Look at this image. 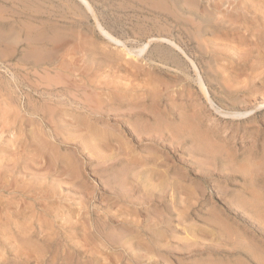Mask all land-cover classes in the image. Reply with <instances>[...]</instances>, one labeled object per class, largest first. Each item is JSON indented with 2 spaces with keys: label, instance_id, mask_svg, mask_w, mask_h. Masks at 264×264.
<instances>
[{
  "label": "rangeland",
  "instance_id": "1",
  "mask_svg": "<svg viewBox=\"0 0 264 264\" xmlns=\"http://www.w3.org/2000/svg\"><path fill=\"white\" fill-rule=\"evenodd\" d=\"M77 1L0 0V264H264V0Z\"/></svg>",
  "mask_w": 264,
  "mask_h": 264
},
{
  "label": "bare ground",
  "instance_id": "2",
  "mask_svg": "<svg viewBox=\"0 0 264 264\" xmlns=\"http://www.w3.org/2000/svg\"><path fill=\"white\" fill-rule=\"evenodd\" d=\"M28 1V0H27ZM30 1V0H29ZM38 1V0H37ZM57 1V0H56ZM90 13H92L93 15H94V13H93V9H92V7H91V4L87 1V0H78ZM77 1V2H78ZM122 1V0H121ZM134 1V0H133ZM141 1V0H140ZM162 1V0H161ZM166 2H170V0H165ZM205 1V0H204ZM105 2V1H104ZM103 2V3H104ZM131 2V1H130ZM139 2V1H138ZM189 2V1H188ZM191 2H193V1H191ZM53 3H55V2H53ZM142 3V2H141ZM159 3V2H158ZM178 3V2H177ZM106 4V3H105ZM108 4V3H107ZM109 4H110V2H109ZM114 4V3H113ZM120 4V3H119ZM194 4V3H193ZM200 4V3H199ZM143 5V4H142ZM160 5V4H159ZM111 6V5H110ZM187 6V5H186ZM194 6V5H193ZM221 6V5H220ZM144 7V6H143ZM152 7H153V5H152ZM170 7V6H169ZM180 7V6H179ZM185 7V6H184ZM191 7V6H190ZM85 8L83 9V10H85ZM94 8V7H93ZM113 8V7H112ZM154 8V7H153ZM156 8H158V6L156 7ZM177 8H178V6H177ZM180 8H182V7H180ZM196 8V7H195ZM80 9H81V7H80ZM111 9V8H110ZM121 9V8H120ZM119 9V10H120ZM133 9V8H132ZM164 8H162V10H163ZM193 9V8H192ZM198 9H199V7H198ZM50 10V9H49ZM68 10V9H67ZM146 10H147V7H146ZM150 10V9H149ZM161 10V9H160ZM177 10V9H176ZM180 10H182V9H180ZM186 10V9H185ZM197 10V9H196ZM110 11V10H109ZM113 11V10H112ZM123 11H125V10H123ZM127 11V10H126ZM152 11V10H151ZM150 11V12H151ZM155 11V10H154ZM171 11V10H170ZM187 11V10H186ZM189 11V10H188ZM199 11V10H198ZM197 11V12H198ZM108 12V11H107ZM120 12H121V10H120ZM135 12H137L136 10H135ZM192 12V11H191ZM194 12V11H193ZM61 13V12H60ZM83 13H84V11H83ZM96 13V12H95ZM146 13V12H145ZM156 13V12H155ZM203 13H205V12H203ZM143 14V13H142ZM168 14V13H167ZM186 14V13H185ZM191 14V13H190ZM189 14V15H190ZM93 15H92V17H93ZM96 15H97V13H96ZM193 15V14H192ZM205 15V14H204ZM9 16V15H8ZM22 16V15H21ZM55 16V15H54ZM95 16V15H94ZM149 16H151V15H149ZM157 16V15H156ZM161 16V15H160ZM163 16V15H162ZM173 16V15H172ZM195 16V15H194ZM197 16H198V14H197ZM196 16V17H197ZM201 16H203L202 14H201ZM201 16H198L199 18L201 17ZM39 17V16H38ZM69 17V16H68ZM117 17H119V16H117ZM155 17V16H154ZM164 17V16H163ZM170 17V16H169ZM196 17H194V18H196ZM18 18H19V16H18ZM87 18H89V17H87ZM95 18V20H96V23H97V29H98V31L101 33V35L106 39V40H108L109 42H111L112 44H114V45H116V46H118V47H122L124 50H125V52L127 53V55L128 56H132V57H139L140 55H142L143 54V52L144 51H146L147 50V48H148V44L146 45V46H143V47H145V49H142V50H138V51H135L133 48V50L132 49H130L129 47L127 48L126 47V44H124L125 42H123L122 40H120L119 38H116L111 32H109V31H106V29L103 27V25H101L100 23H99V21H98V19L96 18V17H94ZM114 18V17H113ZM120 18H122V16L120 17ZM124 18V17H123ZM130 18H131V16H130ZM140 18V17H139ZM157 18V17H156ZM160 18V17H159ZM166 18V17H165ZM165 18H163V19H165ZM171 18V17H170ZM202 18V17H201ZM200 18V19H201ZM213 17H211V19H212ZM25 19V18H24ZM116 19V18H115ZM209 19V18H208ZM216 19V18H215ZM124 20V19H123ZM142 20V19H141ZM140 20V21H141ZM151 20V19H150ZM201 20H203V19H201ZM207 20V16H206V19L204 20V21H206ZM210 20V19H209ZM26 21V20H25ZM63 21V20H62ZM61 21V22H62ZM83 21V20H82ZM113 21H114V19H113ZM127 21V20H126ZM157 21V20H156ZM165 21V20H164ZM73 22L74 21H72V24H73ZM121 22V21H120ZM134 22V21H133ZM155 22V21H154ZM172 22V21H171ZM170 22V23H171ZM185 22V21H184ZM210 22V21H209ZM212 22H213V20H212ZM212 22H210L211 24H212ZM225 22V21H224ZM9 23V22H8ZM30 23V22H29ZM69 23V22H68ZM81 23V22H80ZM113 23V22H112ZM112 23H111V25H112ZM126 23V22H125ZM130 23V22H129ZM128 23V24H129ZM139 23V22H138ZM177 23V22H176ZM183 23V22H182ZM182 23H181V25H182ZM205 23V22H204ZM203 23V24H204ZM4 24H5V22H4ZM3 24V25H4ZM31 24V23H30ZM72 24H71V27H72ZM78 24V23H77ZM122 24H123V22H122ZM121 24V25H122ZM152 24V23H151ZM151 24H150V26H151ZM184 24V23H183ZM189 24V23H188ZM199 24V23H198ZM215 24V23H214ZM1 25V24H0ZM7 25V24H6ZM74 25V24H73ZM84 25V24H83ZM110 25V26H111ZM118 25H119V23H118ZM120 25V26H121ZM127 25V24H126ZM167 25H169V24H167ZM175 25V24H174ZM178 25V24H177ZM180 25V24H179ZM201 25H202V23H201ZM5 26V25H4ZM27 26V25H26ZM124 26H125V24H124ZM148 26V25H147ZM156 26V25H155ZM172 26V25H171ZM182 26H184L185 27V25H182ZM190 26V25H189ZM194 26V25H193ZM192 26V27H193ZM196 26V25H195ZM221 26V25H220ZM9 27V26H8ZM15 27V26H14ZM70 27V26H69ZM123 27V26H122ZM202 27V26H201ZM142 28V27H141ZM161 28H163V27H161ZM160 28V29H161ZM166 28V27H165ZM165 28H163V29H165ZM193 28H195V27H193ZM203 28V27H202ZM52 29V28H51ZM112 29V28H111ZM122 29V28H121ZM140 29V28H139ZM144 29V28H143ZM184 29V28H183ZM90 30V29H89ZM129 30V29H128ZM131 30V29H130ZM142 30V29H141ZM162 30V29H161ZM176 30H178V29H176ZM201 30V29H200ZM200 30H196V32L198 31H200ZM53 31V30H52ZM145 31V30H144ZM182 31V30H181ZM202 31V30H201ZM125 32V31H124ZM142 32V31H141ZM159 32H161V31H159ZM168 32V31H167ZM174 32V31H173ZM185 32H186V30H185ZM126 33V32H125ZM129 33H130V31H129ZM163 33V32H162ZM172 33V32H171ZM177 33V32H176ZM203 33V32H202ZM210 33V32H209ZM33 34V33H32ZM127 34V33H126ZM125 34V35H126ZM163 34H165V33H163ZM193 34V33H192ZM197 34V33H196ZM206 34V33H205ZM143 35H145V34H143ZM150 35V34H149ZM171 35V34H170ZM181 35V34H180ZM187 35H189V34H187ZM194 35V34H193ZM246 35V34H245ZM33 36V35H32ZM151 36V35H150ZM172 36H174V35H172ZM171 36V37H172ZM199 35H197L196 37H198ZM93 37V36H92ZM137 37V36H136ZM158 37H160V35L158 36ZM167 37H168V35H167ZM167 37H165V38H163L162 39V41H163V43L165 42V43H167V44H172V45H174V43H173V41H171V40H169ZM185 37V36H184ZM188 37H190V36H188ZM195 37V38H196ZM213 37H214V35H213ZM216 37V36H215ZM12 38V37H11ZM61 38V37H60ZM83 38V37H82ZM125 38V37H124ZM123 38V39H124ZM138 38H140V37H138ZM145 38V37H144ZM179 38V37H178ZM194 38V39H195ZM219 38V37H218ZM233 38V37H232ZM136 39V38H135ZM149 39V38H148ZM152 39V38H151ZM157 39H159V38H157ZM174 39V38H173ZM192 39V38H191ZM198 39H199V37H198ZM23 40V39H22ZM66 40V39H65ZM64 40V43H66V41ZM140 40V39H139ZM160 40V39H159ZM180 40V39H179ZM185 41H186V39H184ZM7 41H8V39H7ZM24 41V40H23ZM27 41V40H26ZM40 41V40H39ZM57 41H59V40H57ZM61 41L63 42V39H61ZM60 41V42H61ZM67 41H68V39H67ZM177 41V40H176ZM196 41V40H195ZM32 42V41H31ZM60 42H59V45H60ZM69 42V41H68ZM127 42V41H126ZM138 42V41H137ZM201 42H203V41H201ZM200 42V43H201ZM207 42V41H206ZM205 42V43H206ZM218 42V41H217ZM5 43V42H4ZM23 43V42H22ZM25 43V42H24ZM30 43V42H29ZM46 43V42H45ZM56 44H58L57 42H55ZM131 43H132V40H131ZM149 43V42H148ZM157 43H159V42H157ZM182 43V42H181ZM188 43V42H187ZM187 43L185 44V45H187ZM219 43V42H218ZM224 43V42H223ZM17 44V43H16ZM21 44V43H20ZM145 44V43H144ZM152 44V43H151ZM166 44V46H169V45H167ZM180 44V43H179ZM202 44V43H201ZM201 44H200V46H201ZM209 44V43H208ZM215 44V43H214ZM220 44V43H219ZM225 44V43H224ZM24 45V44H23ZM42 45V44H41ZM191 45V44H190ZM193 45V44H192ZM264 45V44H263ZM1 46V45H0ZM27 46V45H26ZM62 47H64L63 45H61ZM67 46V45H66ZM154 46V45H153ZM176 48H179L178 46H177V44L176 45H174ZM56 47V46H55ZM58 48H56V49H58V50H60V48H59V46H57ZM61 47V48H62ZM73 47H74V45H73ZM135 47V46H134ZM137 47V46H136ZM155 47V46H154ZM163 47H164V45H163ZM163 47H161V49L163 48ZM186 47V46H185ZM189 47V46H188ZM193 47V46H192ZM258 47V46H257ZM30 48V47H29ZM139 48H141V47H139ZM172 48V47H171ZM239 48V47H238ZM247 48V47H246ZM263 48V47H262ZM35 49H36V47H35ZM64 49H66V48H64ZM152 49H154V48H152ZM217 49H219L218 47H217ZM240 49V48H239ZM243 49V48H242ZM26 50V49H25ZM37 50V49H36ZM164 50V49H163ZM172 50V49H171ZM171 50H169V52L171 51ZM174 50V49H173ZM178 50V49H177ZM181 50V49H180ZM180 50H178V51H180ZM252 50V49H251ZM250 50V51H251ZM256 50V49H255ZM33 51V50H32ZM61 51H63V50H61ZM60 51V52H61ZM155 51V50H154ZM219 51V50H218ZM257 51V50H256ZM38 52V51H37ZM65 52V51H64ZM63 52V53H64ZM150 52H151V50H150ZM155 52H157V51H155ZM172 52V51H171ZM174 52V51H173ZM181 52V51H180ZM183 52V51H182ZM181 52V53H182ZM189 52V51H188ZM223 52V51H222ZM232 52V51H231ZM16 53H17V51H16ZM33 53H34V51H33ZM62 53V54H63ZM69 53V52H68ZM149 53V52H148ZM151 53H153V52H151ZM150 53V54H151ZM175 53V52H174ZM194 53V52H193ZM208 53H209V51H208ZM252 53H253V51H252ZM256 53V52H255ZM4 54V53H3ZM43 54V53H42ZM64 54H66V52L64 53ZM105 54V53H104ZM156 54V53H155ZM175 54H177V53H175ZM180 54V53H179ZM183 55L185 54L186 55V53H182ZM244 54V53H243ZM26 55H28L29 56V54H26ZM67 55V54H66ZM159 55H161V54H159ZM172 55V54H171ZM25 56V55H24ZM41 56H43V55H41ZM40 56V57H41ZM45 56V55H44ZM52 56V55H51ZM50 56V57H51ZM59 56V55H58ZM57 56V57H58ZM176 56H178V54L176 55ZM187 56V55H186ZM202 56V55H201ZM252 56V55H251ZM34 57V56H33ZM40 57H37V58H39L40 59ZM62 57V56H61ZM156 57V56H155ZM170 57V56H169ZM179 57V56H178ZM178 57H176V58H178ZM181 57V56H180ZM207 57V56H206ZM1 58V57H0ZM3 58V57H2ZM25 58V57H24ZM31 58V57H30ZM37 58H34V59H37ZM52 58V57H51ZM59 58V57H58ZM68 58V57H67ZM89 58V57H88ZM144 58V57H143ZM150 58H151V56H150ZM157 58V57H156ZM173 58V57H172ZM189 58V57H188ZM187 58V59H188ZM208 58V57H207ZM50 59V58H49ZM147 59V58H146ZM161 59V58H160ZM164 59H165V57H164ZM247 59V58H246ZM27 60V59H26ZM38 60V59H37ZM45 60V59H44ZM61 60V59H60ZM145 60V59H144ZM153 60V59H152ZM166 60V59H165ZM175 60V59H174ZM178 60V59H177ZM236 60V59H235ZM235 60H234V62H235ZM36 61V60H35ZM148 61V60H147ZM159 61H161V60H159ZM162 61H164V60H162ZM190 61V60H189ZM237 61V60H236ZM243 61V60H242ZM246 61V60H245ZM40 62V61H39ZM68 62V61H67ZM72 62V61H71ZM125 62V61H124ZM181 62V65H183V62L182 61H180ZM190 62H193V61H190ZM209 62V61H208ZM238 62V61H237ZM244 62V61H243ZM121 63V62H120ZM150 63H151V61H150ZM178 63V62H177ZM246 63V62H245ZM28 64V63H27ZM38 64V63H37ZM147 64V63H146ZM149 64V63H148ZM155 64H156V62H155ZM155 64H154V66H155ZM170 64V63H169ZM171 64H173V63H171ZM175 64V63H174ZM220 64H222V63H220ZM59 65V64H58ZM67 65V64H66ZM110 65V64H109ZM112 65H114L115 66V64H112ZM112 65H110V66H112ZM124 65V64H123ZM153 65V64H152ZM180 65V66H181ZM185 65V64H184ZM183 65V66H184ZM187 65V64H186ZM193 65V67H194V64H192ZM120 66V65H119ZM145 66V65H144ZM143 66V67H144ZM165 66V65H164ZM171 66V65H170ZM183 66H181V67H183ZM202 66V65H201ZM213 66V65H212ZM224 66V65H223ZM222 66V67H223ZM66 67V66H65ZM176 67H177V65H176ZM227 67V66H226ZM64 68V67H63ZM166 68V67H165ZM173 68V67H172ZM188 67H186V69H187ZM194 68H196V66L194 67ZM67 69V68H66ZM161 69V68H160ZM174 69V68H173ZM198 69V68H197ZM231 69V68H230ZM65 70V69H64ZM71 70V69H70ZM155 70V69H154ZM164 70V69H163ZM172 70V69H171ZM150 71V70H149ZM187 71V70H186ZM196 72H198L197 70H195ZM44 72V71H43ZM173 72H174V70H173ZM185 72V71H184ZM46 73V72H45ZM143 73V72H142ZM179 73V72H178ZM180 73H182L183 74V72H180ZM179 73V74H180ZM189 73V72H188ZM199 73V72H198ZM46 77L48 78V73H46ZM58 75V74H57ZM62 75V74H61ZM155 75V74H154ZM185 75H187V74H185ZM217 75V74H216ZM38 76H39V74H38ZM64 76V75H63ZM169 76V75H168ZM213 76V75H212ZM210 77V76H209ZM14 78H16L15 76H14ZM41 78H42V76H41ZM44 78V77H43ZM52 78H54V77H52ZM59 78H60V76H59ZM63 78V77H62ZM62 78H60V79H62ZM66 78V77H65ZM179 78V77H178ZM158 79V78H157ZM63 80V79H62ZM209 80V79H208ZM61 81V80H60ZM66 82V81H65ZM204 82V81H203ZM37 83V82H36ZM53 83H55V82H53ZM182 83V82H181ZM68 84V83H67ZM71 84V83H70ZM69 84V85H70ZM77 84V83H76ZM75 84V85H76ZM37 85V84H36ZM71 85H73V84H71ZM70 85V86H71ZM81 85V84H80ZM53 86V85H52ZM58 86V85H57ZM64 86V85H63ZM76 86H78V85H76ZM14 87H16V86H14ZM33 87V86H32ZM45 87V85L43 86V88ZM56 87V86H55ZM227 87V86H226ZM36 88V87H35ZM41 88V87H40ZM61 88V87H60ZM76 89V88H75ZM83 89V88H82ZM97 89V88H96ZM34 90V89H33ZM36 90V89H35ZM40 90V89H39ZM50 90H51V88H50ZM240 90V89H239ZM244 90V89H243ZM133 91V90H132ZM158 91V90H157ZM156 91V92H157ZM222 91V90H221ZM65 92H66V90H65ZM228 92V91H227ZM237 92V91H236ZM48 93H50V92H48ZM47 93V95H49ZM44 93H42V95H43ZM52 94H53V92H52ZM235 94V93H234ZM66 95V94H65ZM225 95V94H224ZM54 96V95H53ZM95 97H96V95H95ZM59 98V97H58ZM159 98H160V96H159ZM42 99H44V97L42 98ZM93 99H94V97H93ZM55 100V99H54ZM71 100H73V98L71 99ZM70 100V101H71ZM210 100V99H209ZM41 101V100H40ZM53 101V100H52ZM67 101V100H66ZM69 101V100H68ZM78 101V100H77ZM122 101V100H121ZM45 102V101H44ZM98 102V101H97ZM108 102H110V101H108ZM71 103H72V101H71ZM74 103V102H73ZM81 103V102H80ZM76 105V104H75ZM77 106V105H76ZM93 106V105H92ZM94 107V106H93ZM97 107V106H96ZM72 108V107H71ZM90 108V107H89ZM94 109V108H93ZM41 110V109H40ZM73 110V109H72ZM82 110V109H81ZM92 110V109H91ZM95 110V109H94ZM33 111V110H32ZM87 111V110H86ZM109 111V110H108ZM40 112V111H39ZM52 112V111H51ZM92 112H93V110H92ZM110 112V111H109ZM49 113V112H48ZM113 113H115V112H113ZM140 113V112H139ZM33 113H31V115H32ZM47 114V113H46ZM87 114V113H86ZM98 114V113H97ZM122 114V113H121ZM141 114V113H140ZM39 115V114H38ZM36 116V115H35ZM51 116V115H50ZM77 116V115H76ZM92 116V115H91ZM100 116V115H99ZM123 116V115H122ZM130 116H131V114H130ZM182 116V115H181ZM41 117H42V115H41ZM52 117V116H51ZM93 117V116H92ZM102 117V116H101ZM47 119H48V117H47ZM93 119V118H92ZM136 119V118H135ZM43 120V119H42ZM95 120H96V118H95ZM120 120V119H119ZM85 121V120H84ZM111 121V120H110ZM86 122V121H85ZM107 122V121H106ZM45 123V122H44ZM55 123V122H54ZM66 123V122H65ZM97 124V123H96ZM152 124H154V123H152ZM50 125H51V123H50ZM90 125V124H89ZM114 125V124H113ZM116 125V124H115ZM120 125H122V124H120ZM100 126V125H99ZM125 126V125H124ZM128 126V125H127ZM70 127H71V125H70ZM105 127V126H104ZM175 127V126H174ZM60 128V127H59ZM76 128H78V127H76ZM89 129H90V127H88ZM146 129V128H145ZM91 130V129H90ZM167 130V129H166ZM175 130H176V127H175ZM183 130V129H182ZM80 132V131H79ZM84 132V131H83ZM147 132V131H146ZM92 133V132H91ZM153 133V132H152ZM94 134V133H93ZM86 135V134H85ZM158 135V134H157ZM161 135H162V133H161ZM74 136V135H73ZM80 136V135H79ZM142 136V135H141ZM159 136H160V134H159ZM159 136H158V138H159ZM63 137V136H62ZM82 137V136H81ZM84 137H86V136H84ZM96 137V136H95ZM94 137V138H95ZM98 137H99V135H98ZM97 137V138H98ZM129 137V136H128ZM139 137V136H138ZM148 137H149V135H148ZM109 139V138H108ZM157 139V138H156ZM197 139V138H196ZM57 140V139H56ZM65 140V139H64ZM94 139L92 138V141H93ZM186 140V139H185ZM63 141V140H62ZM75 141V140H74ZM77 141V140H76ZM90 141V140H89ZM142 141H145V140H142ZM70 142V141H69ZM87 142V141H86ZM72 143V142H71ZM71 143H69V144H71ZM64 144V143H63ZM66 145V144H65ZM85 145V144H84ZM83 145V146H84ZM87 145V144H86ZM102 146V145H101ZM90 149V148H89ZM209 149H210V147H209ZM169 153V152H168ZM123 158V157H122ZM121 158V159H122ZM90 159V158H89ZM120 160V158L118 159V161ZM70 161V160H69ZM121 161V160H120ZM120 161H119V163H120ZM102 162H104V161H102ZM107 162V161H106ZM70 163V162H69ZM77 163V162H76ZM99 163V162H98ZM110 164H112V163H110ZM109 164V165H110ZM108 164H106V166H107ZM113 165V164H112ZM102 166V165H101ZM105 166V167H106ZM111 166V165H110ZM109 167V166H108ZM67 169V168H66ZM78 169V168H77ZM104 169V168H103ZM102 169V170H103ZM132 169V168H131ZM151 169V168H150ZM73 170V169H72ZM106 170H107V168H106ZM123 170V169H122ZM80 172V171H79ZM119 172H121L120 170H119ZM123 172V171H122ZM118 173V172H117ZM127 173H128V171H127ZM157 173V172H156ZM68 174V173H67ZM71 174H73V173H71ZM124 174V173H123ZM123 174H122V176H123ZM154 174V173H153ZM165 174V173H164ZM115 175V174H114ZM118 175V174H117ZM121 175V174H120ZM137 175H138V173H137ZM150 175V174H149ZM80 176V175H79ZM100 176H101V174H100ZM105 176V175H104ZM109 176H110V174H109ZM133 176V175H132ZM136 176V175H135ZM105 178V177H104ZM115 178H116V176H115ZM127 178V177H126ZM129 178V177H128ZM133 178V177H132ZM108 179V178H107ZM111 179H113V178H111ZM118 179V178H117ZM143 179V178H142ZM145 179H146V177H145ZM80 180V179H79ZM109 180V179H108ZM114 180V179H113ZM113 180H111L112 182H113ZM134 180H135V177H134ZM75 181V180H74ZM103 181V180H102ZM123 181H125V180H123ZM122 181V182H123ZM110 182V181H109ZM111 182V183H112ZM119 182H121V180L119 181ZM144 182V181H143ZM145 182H146V180H145ZM111 183H110V186L112 187V185H111ZM102 184V183H101ZM108 184V183H107ZM117 184H120V183H117ZM138 184V183H137ZM115 185V184H114ZM113 185V187H115ZM121 185V188H122V186L123 187H127V185H122V184H120ZM162 185V184H161ZM118 188H120V187H118ZM121 188L119 189V190H121ZM128 188V187H127ZM126 188V189H127ZM137 188V187H136ZM147 188V187H146ZM168 188V187H167ZM111 189V188H110ZM116 189V188H115ZM125 189V190H126ZM134 189V188H133ZM108 190H109V187H108ZM107 189H106V191H108ZM118 190V191H119ZM122 190H123V188H122ZM125 190H123V191H125ZM130 190V189H129ZM136 190V189H135ZM164 191V190H163ZM162 191V192H163ZM122 191H120L119 193L120 194H122L121 193ZM127 192V191H126ZM163 193H166V191H164ZM163 193H158L160 196H163L162 194ZM129 194H130V192H129ZM168 194V193H167ZM127 195V194H126ZM155 196V195H154ZM127 197V196H126ZM129 197V196H128ZM164 197V196H163ZM165 197H166V195H165ZM139 198H140V196H139ZM139 198H137V200L139 199ZM147 197H145V199H146ZM162 198V197H161ZM163 199V198H162ZM154 200V199H153ZM139 201V200H138ZM143 201V203H144V201L145 200H142ZM141 201V202H142ZM150 201V200H149ZM159 201V200H158ZM157 202V201H156ZM151 203H152V201H151ZM189 203V202H188ZM148 204H149V202H148ZM190 205V204H189ZM141 206V205H140ZM191 208H192V206H191ZM18 212V211H17ZM112 213V212H111ZM110 215V214H109ZM108 216V215H107ZM111 217V216H110ZM162 217V216H161ZM122 218V217H121ZM163 218V217H162ZM100 219V218H99ZM164 219V218H163ZM103 220H104V218H103ZM106 220V219H105ZM121 221V220H120ZM126 222V221H125ZM129 222V221H128ZM98 223H100V222H98ZM101 223H102V221H101ZM100 223V224H101ZM108 223V222H107ZM119 223V222H118ZM105 224V223H104ZM116 224H117V222H116ZM96 225H98V224H96ZM101 226H102V224H101ZM108 226H110V225H108ZM135 226V225H134ZM111 227V226H110ZM113 227V226H112ZM98 228V227H97ZM130 228V227H129ZM102 229V228H101ZM112 229V228H111ZM140 229V228H139ZM113 232V231H112ZM132 233V232H131ZM105 235H106V233H105ZM103 238H104V236H103ZM107 238V237H106ZM111 238V237H110ZM28 239V238H27ZM110 240V239H109ZM111 241V240H110ZM49 243V242H48ZM113 243V242H112ZM120 245H123V244H120ZM87 246V245H86ZM125 247V246H124ZM127 247V246H126ZM179 248V247H178ZM139 249H141V248H139ZM144 249V248H143ZM85 251V250H84ZM83 251V252H84ZM85 253H87V252H85ZM86 256V255H85ZM88 256V255H87ZM79 257V256H78ZM84 257V256H83ZM68 258V257H67ZM74 259V258H73ZM92 263H93V260H92ZM96 263V262H95ZM49 264V263H48Z\"/></svg>",
  "mask_w": 264,
  "mask_h": 264
}]
</instances>
